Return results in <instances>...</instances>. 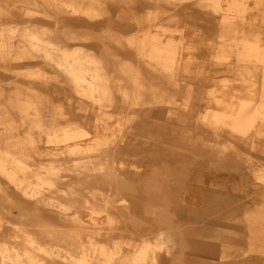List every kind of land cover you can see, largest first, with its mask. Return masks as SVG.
<instances>
[{
	"label": "bare ground",
	"instance_id": "bare-ground-1",
	"mask_svg": "<svg viewBox=\"0 0 264 264\" xmlns=\"http://www.w3.org/2000/svg\"><path fill=\"white\" fill-rule=\"evenodd\" d=\"M262 139L264 0H0V264H222Z\"/></svg>",
	"mask_w": 264,
	"mask_h": 264
},
{
	"label": "rangeland",
	"instance_id": "rangeland-1",
	"mask_svg": "<svg viewBox=\"0 0 264 264\" xmlns=\"http://www.w3.org/2000/svg\"><path fill=\"white\" fill-rule=\"evenodd\" d=\"M218 76L219 74L216 73L213 78L217 80ZM257 143L261 148H264V139ZM236 146L240 152L251 156L252 163L238 162L236 159L231 161L220 160L206 153L207 147L201 146L195 154L199 161L197 167H199L200 175L210 177L209 181L213 186L218 188L223 185L225 187H221V190L225 192L220 193L217 190L213 193V200H216L217 197L221 198L219 194H227L226 196L230 197L228 216L222 222L229 224L228 234L225 237L226 250L223 252L227 256L220 262L222 264H264V252L261 251L262 242H253L248 234V231L255 229L258 225L253 222L250 223L249 219L246 221L250 215L256 212H264V209H260L262 199L257 195L263 188L258 185L254 174L258 167L264 166V154L252 153L242 143H237ZM205 183L208 184L206 180ZM220 221L217 219L213 224H207L206 226L210 227L202 230V233L204 235L214 234L218 226L214 223ZM198 225L200 226L199 223H196L199 228ZM247 239L249 240L248 243Z\"/></svg>",
	"mask_w": 264,
	"mask_h": 264
}]
</instances>
